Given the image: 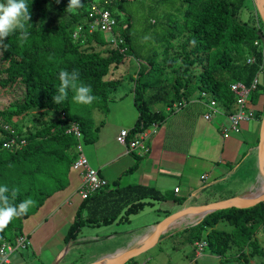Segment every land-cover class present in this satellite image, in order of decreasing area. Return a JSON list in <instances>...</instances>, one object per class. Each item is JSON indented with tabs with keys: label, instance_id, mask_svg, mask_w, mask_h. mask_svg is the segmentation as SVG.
Listing matches in <instances>:
<instances>
[{
	"label": "trees",
	"instance_id": "16d2710c",
	"mask_svg": "<svg viewBox=\"0 0 264 264\" xmlns=\"http://www.w3.org/2000/svg\"><path fill=\"white\" fill-rule=\"evenodd\" d=\"M135 1L143 4V0H132ZM245 1L159 0V4L168 10L159 22V33L152 39L154 48L143 55L136 52L138 47L133 45L130 30L132 13L127 9L125 0H100L102 7L108 9L116 20L114 31L123 39L118 47L111 46L102 32L88 31L95 16L89 0H80L82 7L71 12L66 10L69 0H27L31 17L27 25L28 39L19 41L17 31L0 42V90L21 84L24 95L15 107L1 108L0 119H7L3 123L8 124L13 117L26 116L31 111L43 114L57 111L60 116L42 123L28 134H24L15 122L12 125L16 129L12 132L0 127V186L8 187L10 199L11 191L17 190V196L12 201L14 204L29 197L36 201L26 215L14 218L7 225L14 227L16 235L5 240H12L21 234L23 219L35 213L50 195L67 187L77 143L72 134L66 132L69 125L72 122L79 124L85 144L97 138V128L91 118L73 112L71 90L64 102L53 103V96L60 85L58 75L61 70H77L79 82L89 85L91 94L97 98L88 107H97L103 112L108 111V101L115 98L112 91L131 79L139 114L134 127L127 130L128 136L142 132L153 124H160L166 118L165 106L189 100L195 91L199 92L198 96L202 92L207 93L229 113L234 109L235 102L230 90L233 82L250 86L255 77L259 78L249 103L258 97L261 90L264 91L260 79V74L264 72V45L257 35L260 30L255 25L238 20ZM0 3H6V0H0ZM123 25L126 27L123 28ZM153 26L156 24H148V28ZM180 37H184L182 45L192 47V50H185L183 63L173 70L170 81L165 79L149 88L151 82L164 71L169 47ZM244 44H249V56L254 58L253 63L247 62L249 56L235 53ZM119 47H126V50L120 51ZM159 49L163 52L159 53ZM194 54L201 56L193 58ZM132 59L139 61L135 78L122 75L107 77L118 63H127ZM194 62L202 64L198 75L191 68ZM161 100L164 101V108L151 107ZM147 198L170 199L154 187L131 184L116 189L107 187L91 194L81 201L65 234V242L74 239L81 226L99 227L122 217L127 220L130 214L143 210ZM219 219H226L238 227L240 237L244 236L245 241L248 227L264 224V201L248 208L217 210L188 229L190 232L196 228L203 231L209 227L206 234L201 233L202 237L196 240L205 241V247L224 258L234 239L232 232L215 225ZM251 244L261 252L255 240ZM195 248L196 244L193 246L196 255Z\"/></svg>",
	"mask_w": 264,
	"mask_h": 264
},
{
	"label": "crops",
	"instance_id": "0c3cea01",
	"mask_svg": "<svg viewBox=\"0 0 264 264\" xmlns=\"http://www.w3.org/2000/svg\"><path fill=\"white\" fill-rule=\"evenodd\" d=\"M133 61L138 65L139 61L132 59L127 62V65H132V69H124L128 72L129 78L136 77ZM128 82L133 83L131 79H128ZM261 83L264 88V74ZM261 93L264 91L261 90ZM113 96L114 100L107 103L108 111L101 110L96 117L97 120L93 119L92 124L97 128V138L85 144L84 154L91 165L108 181V189L129 184L145 185L154 187L170 197L167 200H154L163 207L160 208L163 215L145 228L157 225L161 219L172 213L204 203L210 197L208 190L225 184V180L230 181L237 190L246 187L248 182V185L250 184L251 181L245 179V172L251 173L248 178L252 175L253 169L249 167L257 155V144L249 146L247 141L231 135L232 133L228 136L222 135V126L227 123L228 110L221 103L218 102L219 112L211 120L202 117L206 107L198 100L199 97L197 99L198 95L183 101L185 105L182 107L176 106L178 102L165 106L166 118L160 124H155V132L151 126L128 136L127 144L131 140L140 141L139 146L128 151L127 145L116 141V136L122 129L131 130L137 120L139 113L134 103L133 85H129L123 94ZM263 101L264 97H260V103L255 110L253 109L254 117L242 122L240 131L246 134L252 132L255 125L253 122L261 119ZM151 107L157 109L154 105ZM81 183V171L70 167L67 187L50 195L35 213L23 219L22 232L29 239L33 236L28 247L32 253L38 250L36 247L49 227L50 218L56 217L55 220H58L63 213L62 210L66 209L71 211L72 221L74 220L82 201L79 195ZM175 187H178V192L174 191ZM152 200L147 198L144 201L153 204ZM140 211L130 214L127 220L137 219L142 213ZM179 219L181 217L176 220ZM72 221L65 222L64 237ZM60 224L63 225L64 221ZM139 227H142V224ZM62 249L55 254L53 263L59 261L64 254L65 248ZM192 253L194 256V251Z\"/></svg>",
	"mask_w": 264,
	"mask_h": 264
},
{
	"label": "rangeland",
	"instance_id": "374dc122",
	"mask_svg": "<svg viewBox=\"0 0 264 264\" xmlns=\"http://www.w3.org/2000/svg\"><path fill=\"white\" fill-rule=\"evenodd\" d=\"M89 1L91 8L93 6L98 8L102 6L100 0ZM125 2L127 9L130 11V13H132V25L130 30L133 45L138 48H140V45H142V48H136V52L146 55L152 48H154V41L152 39H154L156 34L159 33L161 28V24L159 22L161 21L163 14L168 9L164 6H161L159 4V0H143V4H140V1L132 2V0H125ZM238 20H241V22H247L249 25H255L264 34V22L262 21L256 0L245 1L244 8L239 13ZM154 21L157 22L155 23ZM149 23H154L156 26L148 28ZM104 36L107 39L109 38L108 35L104 34ZM150 40L152 44H150ZM183 40L184 37H180L173 41L167 53V62L165 64L163 73L158 75L157 79L151 82L149 88L152 86H157V84L162 83V81L165 79L170 81L173 70L181 67L185 50L188 52L192 50V47H186L182 45ZM248 47L249 44L241 45L235 50V53L242 54L243 57H247L251 52ZM161 51L163 52L162 49H159V53H161ZM200 56L201 55L199 54L192 55L193 58ZM138 66L139 65L134 63L133 68L135 72L138 69ZM126 68L131 70L132 65H127L125 61L120 62L111 71V73L107 75V77L110 78L119 75L128 77V72L124 70ZM191 68L198 75L202 70V64L194 62L191 64ZM263 74H260L261 80L263 79ZM129 85H134V82L131 83L128 82V80L122 82L116 89L112 91V95L123 94ZM198 93V91H195L191 97H196ZM23 95L24 92L21 84H18L12 88L5 87L1 89L0 109L15 107L17 103L22 101ZM260 97H264V93H261L258 99L256 97L250 101L251 103H249V106L252 109L255 110V107L260 103ZM71 104L74 106L73 112H76L83 117L91 118V122H93V119H95L101 112V109L95 107L89 108L88 105H79L73 101ZM163 106V100L158 101L154 105V107L157 109L164 108ZM260 113L261 119L259 121L253 120L255 125L253 130H251V133L246 134L241 130L238 133H232L231 135H234L241 140L247 141L249 146L255 144L258 145L261 121L264 116V105ZM58 116H60V112L57 111L45 114L40 113L39 111H31L30 114L26 116L21 115L18 117H13L8 122V124L12 129L15 130L16 127L12 125V123L15 122L24 134H28L29 132L37 129L40 125H42V123L50 121L51 119H56ZM2 121L5 122L7 119H3ZM249 168L253 169L252 175L249 178L247 176L251 173L249 171L245 172V179H249L251 181L249 185L248 182L246 187H242L241 189L237 190L235 189V186H232L230 181L225 180V184L221 186L218 185V187L216 186L208 190V194L210 196L209 199H207L202 204L194 206L223 201L235 196H254L263 192L264 185L256 192V194H251L254 192L253 187L258 185V177L262 174L258 168L257 155L255 158H253L252 165ZM213 196L216 197L214 198ZM152 202L153 204L147 203L144 209L140 211L142 213L137 216V219L134 218L130 221L125 220L124 217H122L119 221L117 220L109 225L100 227H91L87 225L81 226L76 237L74 239L68 240L67 242L64 240L63 231L66 230L65 222H71L73 214L71 211L63 209V213L58 220H55L56 217L50 218L49 227L47 228V231L43 233V237L40 240L38 247H36V249H38L37 251L32 253L30 248H28L20 251V253H14L10 260L12 264H89L98 260L101 261L103 257L116 255L111 253H115L118 249H123L124 252L138 249L144 245L142 242L148 238L147 236L150 233H153V229L156 225L153 227H145L150 225L152 221L155 222L156 220H159L163 215V210L160 209L163 207L159 205V202H155L154 200H152ZM201 218L202 217H199L191 223H183L173 227H168L163 231L160 240L155 245L151 246L147 250H144L142 253L135 256L133 259L124 262L123 264H264V224L262 225L257 223L248 227L244 241V236L240 237L238 227L231 225L226 219H219L215 225L233 233L232 236L234 242H232L231 249L227 252V257H218L214 255L207 247H203L201 251L199 250L200 252H197L196 250V253L198 254L196 257L195 250L193 249V246L199 242V240L197 241L196 238H201L202 234L205 235L206 230L209 227L204 228L203 231H201L199 228H196L190 232L188 229L201 223L202 220L199 223L194 224ZM62 221H64L63 225L60 224ZM141 224L142 227H139ZM2 233H4L3 237L1 236ZM2 233L0 232V242L5 239L12 238L14 234L16 235L13 226H6L2 230ZM32 237L29 240L32 241ZM138 239L140 241H138ZM242 239L243 241H241ZM253 240L256 241V244L258 245L261 252L254 249L253 245L251 244ZM60 248H66V251L59 261L53 263L55 254ZM192 251H194V256ZM20 254L22 256H20ZM195 257L197 258L196 260Z\"/></svg>",
	"mask_w": 264,
	"mask_h": 264
},
{
	"label": "built area",
	"instance_id": "2783aa9c",
	"mask_svg": "<svg viewBox=\"0 0 264 264\" xmlns=\"http://www.w3.org/2000/svg\"><path fill=\"white\" fill-rule=\"evenodd\" d=\"M95 11V16L89 26L88 31H100L109 38L107 41L111 46L118 47L119 43L123 42V39L116 33V20L112 16L108 9H104L102 6L92 7ZM126 25H123V28ZM255 44H258L255 42ZM263 44V43H262ZM264 45V44H263ZM120 51L126 50V47H119ZM262 52L264 53V46L262 47ZM248 63H253L254 58L249 56L247 58ZM259 82V78L255 77L250 86H246L241 82H233L230 85V90L235 96L234 109L227 113V123L222 126V135L228 136L231 133L239 132L242 122L248 121L254 117V111L249 106V97L252 91L256 88ZM200 102L205 105L206 112L203 113L202 117L205 120H211L212 117L219 112V104L217 100L208 97V94L202 92L199 96ZM185 105L183 102L176 103V106L182 107ZM0 127L6 131H13L9 124L3 123L0 119ZM156 125H152V131L155 132ZM67 133L72 134L74 139L77 140L75 146V158L71 163V169H78L82 173V183L79 189V195L82 200L87 199L91 194L100 191L102 189H107L109 186L108 181L99 173V171L91 165L87 156L84 154L85 143L83 141V133L77 122H72L66 129ZM128 137V131L122 129L116 136V141L120 144L127 145V150L133 149L140 145L138 139L131 140L128 144L126 139ZM23 143V141H22ZM204 178V175L202 176ZM175 192H178V187L174 188ZM30 245V240L26 234H19L15 236L12 240H3L0 243V264H12L10 258L14 253H20V251L28 249ZM197 252L202 250L206 246L205 241H200L196 243ZM199 251V252H200ZM196 255H198L196 253ZM20 256H22L20 254ZM23 264V263H18Z\"/></svg>",
	"mask_w": 264,
	"mask_h": 264
},
{
	"label": "clouds",
	"instance_id": "9594fccd",
	"mask_svg": "<svg viewBox=\"0 0 264 264\" xmlns=\"http://www.w3.org/2000/svg\"><path fill=\"white\" fill-rule=\"evenodd\" d=\"M82 7L80 0H69L67 11H74ZM27 0H6L0 3V42L10 33L19 32L18 40L23 42L29 37L28 23L30 21ZM264 44V43H263ZM79 72L73 69L71 72L61 70L58 78L60 85L57 94L53 96L54 104H61L68 98V92H73L72 101L79 105H91L97 98L92 95V88L79 82ZM8 187L0 186V231H2L14 218L24 216L30 207L35 206L36 201L31 197L19 204L12 203L17 196V190L11 191V199L7 195Z\"/></svg>",
	"mask_w": 264,
	"mask_h": 264
},
{
	"label": "water",
	"instance_id": "95a60500",
	"mask_svg": "<svg viewBox=\"0 0 264 264\" xmlns=\"http://www.w3.org/2000/svg\"><path fill=\"white\" fill-rule=\"evenodd\" d=\"M256 4H257L259 12L261 14L262 21L264 22V0H262L260 4H258V2L256 0ZM257 35L260 37L261 42L264 43L263 33L261 31H258ZM257 156H258L259 171L264 176V162H263V157H264V116H263L262 121H261L260 135H259V140H258V145H257ZM262 201H264V192L256 194L254 196H235V197L227 199V200L209 203V204H205V205H201V206L188 207V208L182 209L180 211H177L175 213H172V214L168 215L167 217H165L164 219H162L154 227L153 234H152L150 241L148 243L144 244L142 247H140L138 249H134L132 251L124 252L119 257H117L116 259H113V260H111L105 264H123L124 262L130 260L131 258L139 255L141 252H143L147 248L153 246L158 241L160 235L163 233V231L165 230V228L169 224H171L174 220H176L180 217H183L187 214L204 212V214H205L204 217H205L208 214L213 213L217 210L232 208V207L248 208V207H252V206H254V205H256ZM203 218L201 220H203ZM200 221H198L194 224H197ZM65 251H66V248H65ZM89 264H103V263L100 260H98V261H95V262H92Z\"/></svg>",
	"mask_w": 264,
	"mask_h": 264
},
{
	"label": "bare ground",
	"instance_id": "6f19581e",
	"mask_svg": "<svg viewBox=\"0 0 264 264\" xmlns=\"http://www.w3.org/2000/svg\"><path fill=\"white\" fill-rule=\"evenodd\" d=\"M258 1V3L260 4L261 3V1L262 0H257ZM264 185V176H263V174H261L259 177H258V185L256 186H254L253 187V189H254V192L253 193H251L252 195H254V194H256V192L262 187ZM250 191V190H249ZM264 192V191H263ZM262 193V192H261ZM204 212H197V213H190V214H187L186 216H184L183 218L181 217V219H179V220H176V221H174L173 223H171V224H169L165 229H167L168 227H173V226H176V225H180V224H183V223H191L192 221H195L196 219H198L199 217H204ZM201 218V219H202ZM200 219V220H201ZM199 220V221H200ZM143 237H144V235H143ZM148 238L144 241V242H142V243H144V244H146V243H148L149 241H150V238H151V233L147 236ZM142 238V237H141ZM138 241H140L139 239H138ZM137 243H139V242H137ZM136 243V244H137ZM122 250V251H121ZM124 250L123 249H120L119 251L117 250L115 253H111V254H116V255H114V256H112V255H109V256H107V257H103L102 259H101V262L103 263V264H105V263H107V262H109V261H111V260H113V259H116L117 257H119L122 253H124L123 252Z\"/></svg>",
	"mask_w": 264,
	"mask_h": 264
}]
</instances>
